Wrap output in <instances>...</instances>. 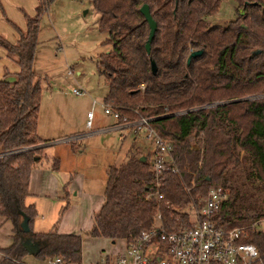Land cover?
I'll return each instance as SVG.
<instances>
[{
	"label": "trees",
	"instance_id": "obj_1",
	"mask_svg": "<svg viewBox=\"0 0 264 264\" xmlns=\"http://www.w3.org/2000/svg\"><path fill=\"white\" fill-rule=\"evenodd\" d=\"M49 1L38 0L34 14L25 13V30L11 22L19 35L16 42L0 34V46L18 65L13 81L0 78V216L12 224L0 264H27V243L37 264L57 256L65 263L82 261V233L59 232L56 226L35 231L37 209L26 201L31 169L47 142L37 133L41 86L33 62L40 17ZM89 1L111 44L99 56L108 84L103 101L120 113L118 121L149 117L172 142L177 171L156 174L149 153L129 148L123 161L107 168L103 203L86 235L125 243L149 228L157 213L167 230L189 227L194 209L216 184L229 190L214 214L217 225H248L260 217L264 199L241 204L236 183L244 170L264 189V95H258L264 94V0H232L236 15L224 23L208 18L223 0ZM143 3L156 21L149 51ZM197 49L201 54L187 63ZM254 49L259 51L251 55ZM51 168H59L58 156L51 158ZM247 230L244 241L262 253L264 231Z\"/></svg>",
	"mask_w": 264,
	"mask_h": 264
},
{
	"label": "rangeland",
	"instance_id": "obj_2",
	"mask_svg": "<svg viewBox=\"0 0 264 264\" xmlns=\"http://www.w3.org/2000/svg\"><path fill=\"white\" fill-rule=\"evenodd\" d=\"M15 2L0 0V33L5 36L7 28H10V33L15 29L11 22L23 27L25 13L32 15V2L18 3V6ZM5 4L11 7L4 6ZM27 5L30 6L28 9ZM9 12L12 13V16ZM235 15V2L223 0L219 10L208 16V18L210 22L224 23ZM98 16V12L89 0H50L47 9L41 14L33 68L40 75L41 86L37 133L39 136L41 135L42 139H49L40 151L43 162L46 158L50 160L57 149L63 147L59 145L60 141L57 142L59 138L56 137L61 136V129L53 130L50 136H43L45 129L44 131L41 129L43 126H48V121L51 118L66 120L73 118L79 126L80 121L85 120L86 111L91 107V101L94 98L97 102L93 106V124L90 128L83 127L81 129L88 131L97 127L109 128L108 126L113 123V115L105 113L101 106L108 84L99 64V56L101 53L108 51L111 44L106 41L107 31L98 27ZM20 20L22 21L21 25L19 24ZM6 38L8 37L6 36ZM8 79L13 81L14 76L12 73H9ZM74 87L84 92L81 95H75L73 94ZM258 95L263 96L264 94ZM75 127H77V124H75ZM121 133H124L125 136H121ZM65 136L66 140L63 142L75 144L76 151L79 153L83 151L73 163L77 167L81 166L82 171L87 173L85 186L91 187L93 184L94 186L97 185L98 189L105 186L107 168L123 161L129 152V148L142 154L149 153L150 157H152L155 150L154 145L145 136L144 128L136 126L121 131L109 128L107 131H99L93 135L82 137H76L75 134H68L67 132ZM52 141H55V143ZM41 144L43 143L39 145ZM195 146L197 145H192V147ZM58 151L60 150L58 149ZM240 155H243L242 150ZM238 176L239 179L236 184L239 186L241 198L244 201L241 204L245 205L250 202L262 204L264 189L248 180L244 170L239 171ZM30 200L31 198L28 197L27 202H30ZM65 202L66 200L62 204H65ZM40 207L41 210L38 212V218L34 226L35 230H45L49 227L51 210L49 211V206L45 201ZM5 227L6 224L4 223L1 228L4 229ZM81 233L84 236L86 235L84 230ZM89 238L92 237L84 239L83 243L89 253L92 254L96 253V244L103 246L105 250H111L112 248L119 250L123 244L121 239L110 243L103 237L92 238L96 240L94 242ZM23 259L27 264L38 263V260L30 252ZM46 260L42 264H46Z\"/></svg>",
	"mask_w": 264,
	"mask_h": 264
},
{
	"label": "built area",
	"instance_id": "obj_3",
	"mask_svg": "<svg viewBox=\"0 0 264 264\" xmlns=\"http://www.w3.org/2000/svg\"><path fill=\"white\" fill-rule=\"evenodd\" d=\"M83 92L77 87L73 88L75 95ZM96 102L93 98L91 108L86 113L87 126L91 125ZM101 106L105 113H111L116 119L117 128H144L145 136L155 147L151 168L156 174L167 170L177 171L170 153L172 142L155 130L149 117L139 115L135 120H128L122 116V120L118 121L120 113L116 109L104 101ZM228 193V188L222 184L211 186L201 206L194 209L189 227L167 230L161 222L160 213H157L152 225L125 242L119 252H103L96 262L82 260L80 264H263L264 251L261 253L255 243L244 241V238L248 236V228L264 231V211L248 225L221 227L217 225L214 214ZM158 195L162 196L161 193ZM46 264L75 263H65L57 256L47 259Z\"/></svg>",
	"mask_w": 264,
	"mask_h": 264
},
{
	"label": "crops",
	"instance_id": "obj_4",
	"mask_svg": "<svg viewBox=\"0 0 264 264\" xmlns=\"http://www.w3.org/2000/svg\"><path fill=\"white\" fill-rule=\"evenodd\" d=\"M12 1H16L15 3L17 4V6L18 3L25 4L26 1L32 2L31 3V6H33L32 14H34L35 7L38 3V0H21V2L20 0H12ZM4 6L11 7L8 4H5ZM29 7L30 6L27 5V9ZM9 14L12 16L11 12H9ZM19 24L20 25L22 24L21 20ZM25 25H26V19L23 27L19 26L20 29L25 30ZM6 32H7L6 36L8 37L7 38L8 40H10L11 42L17 41L19 35L15 29L10 33V28H7ZM3 36L6 37L5 35ZM17 70H18V65L15 56L13 54L8 53L4 47L0 46V78L8 79L9 73H12L15 79V73L17 72ZM90 108L91 107H89L87 111ZM85 117L87 118V116ZM82 118H83V114H82ZM86 118L85 120H81L78 126V123H76L73 118L66 120V119L53 117L48 121V126L45 127L43 126L41 129L43 131L45 129V133H44L45 135L43 134V136H50V133L53 130L56 131L58 129L59 130L61 129L62 130L61 136L59 135L56 137L59 138L57 139V142L60 141L59 145H62L63 147H59L58 149L60 151H58L57 149L54 155L59 157L58 169L55 170L51 168V159L47 160L46 158L47 162L46 160L45 162H43L42 156L40 157V159L37 160V162L33 165L31 169L30 180H29V195L27 196V198L28 197L31 198L30 202L34 203L37 209V216L33 221V229L35 226V222L37 221L38 218V214H39L38 212H40L41 210L40 206H42L44 201L49 206V211L51 210V214L49 215L48 229L56 226L59 232H77V233H81V231L83 230L87 231L91 227L94 213L100 208L101 204L103 203L104 188L98 189V186L97 185L94 186L93 184L91 187L85 186L87 173L85 171L84 172L82 171L81 166L77 167V165L73 163L74 160L83 153V151L79 153L76 151L77 147L75 144H69L67 142H63L66 140L64 136L67 132L68 134H75L76 137H82L86 135H93L95 133H98L99 131L104 132L107 131V129L109 128L116 130L119 129V131L130 128L129 127L117 128L116 119H114L113 123L110 126H108L109 128L97 127L94 130L83 131L81 128L83 127L90 128L92 126L94 116H92V122L90 126L86 125ZM75 124H77V127H75ZM123 135L124 133H121V136ZM52 142L55 143V141ZM64 200L68 202V205L60 214V210L64 205L62 204ZM4 223L6 224V227L2 229L1 226ZM0 229L2 231L0 233V258H1L2 257L1 249L9 245V243L11 242V233H12L11 222L2 216H0ZM35 231H41V230H35ZM88 237L90 236L83 235L82 237V260L85 262H96L100 258L101 253L105 252L106 254L107 253L113 254L116 253V251L122 250L124 246L123 239H121L123 241V244L119 250L117 248H112L111 250H105L103 246H98L96 244L95 245L96 253L92 254L89 253L88 249L84 246L83 243L84 239ZM92 238L98 239L101 237H92ZM95 239H92L91 241L94 242L96 241ZM107 240L110 243H114L109 239Z\"/></svg>",
	"mask_w": 264,
	"mask_h": 264
},
{
	"label": "water",
	"instance_id": "obj_5",
	"mask_svg": "<svg viewBox=\"0 0 264 264\" xmlns=\"http://www.w3.org/2000/svg\"><path fill=\"white\" fill-rule=\"evenodd\" d=\"M140 11L142 12V14L145 16V19L148 22L149 25V32H148V36L147 39L145 41V48L147 51L150 50V41L154 35L155 29H156V21L154 20V18L152 17L150 10H149V6L147 3H143L140 6ZM259 50L258 49H254L251 52V55H254L255 53H257ZM202 50L201 49H197V50H193L189 53L188 57H187V63L190 61V58L192 56H196L201 54ZM151 70L152 72H154L156 70V64L154 62V60H151ZM145 157L144 155L140 156V159L143 160ZM27 250L28 252L32 253L33 251V245L31 243H27Z\"/></svg>",
	"mask_w": 264,
	"mask_h": 264
}]
</instances>
